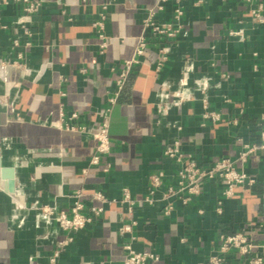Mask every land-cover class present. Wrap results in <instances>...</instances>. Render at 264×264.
I'll return each mask as SVG.
<instances>
[{"label": "crops", "instance_id": "0c3cea01", "mask_svg": "<svg viewBox=\"0 0 264 264\" xmlns=\"http://www.w3.org/2000/svg\"><path fill=\"white\" fill-rule=\"evenodd\" d=\"M28 1L39 6L25 14L26 0H0V159L14 168L15 193L22 197L17 201L0 188V264H50L48 257L66 232L38 215L36 207L67 209L77 189L84 193L87 212L94 205L103 210L91 225L71 232L73 241L61 250L56 264H122L124 243L160 254L154 264H205L218 250L219 235L235 231L264 248L260 149L244 163L256 182L238 186L233 197L224 198L213 179L186 205L163 199V189L154 193L151 204L139 201L131 212L119 201L122 188L141 200L152 172L171 175L175 165L163 151L173 139L184 154L204 165L221 157L239 165L242 143L258 144L264 128V0L261 22L250 15L252 3L182 0L183 32L173 40L146 35L144 52L111 106L108 97L118 70L134 55L144 11L156 0H109L102 27L93 22L106 0ZM171 11L168 0L156 19L169 20ZM22 15L26 17L19 22ZM230 29L243 33L232 36ZM100 32L107 38L102 51ZM161 43L170 44V53L157 69ZM181 75L191 99L171 105L156 123L154 101L161 83L178 88ZM197 80L204 81V92ZM203 96L220 120L201 124ZM108 107L112 151L98 165H89L95 141L63 126L95 127ZM73 112L76 117L71 119ZM107 165L110 170L105 172ZM94 191L116 201L102 204L91 197ZM218 200L220 215L215 212ZM169 201L173 209L163 214ZM132 219L136 224L131 231L120 234V227ZM223 257L222 264H250L249 256L235 250Z\"/></svg>", "mask_w": 264, "mask_h": 264}, {"label": "built area", "instance_id": "2783aa9c", "mask_svg": "<svg viewBox=\"0 0 264 264\" xmlns=\"http://www.w3.org/2000/svg\"><path fill=\"white\" fill-rule=\"evenodd\" d=\"M23 7L25 14L31 13L38 9V1H28ZM168 0H156L153 6L147 7L144 11V16L141 21L142 33L137 37L136 45L134 48V55L131 58L125 59L121 67L118 70L116 78L115 90L108 97V104L111 106L114 104L120 94L122 86L133 65L138 62V57L143 54L144 49L148 43L146 35L151 37H162L163 39L173 40L183 32V2L182 0H172L171 17L167 21H160L156 19V16L161 13L165 8V3ZM201 0H195L194 4H198ZM245 3L254 4L250 8V15L257 19L259 22L263 20L261 13L263 11V4L260 0H240ZM109 0L104 1L100 5L98 12L99 18L94 21L93 24L102 27V21L106 16V11ZM22 15L18 18L19 22H22L25 18ZM101 29V28H100ZM27 33L28 31L25 30ZM242 29H230L229 35L241 36ZM101 42L99 44L100 51L107 45V38L100 32L98 34ZM28 44V43H27ZM13 45L17 46V40H13ZM157 59L156 68L160 69L169 58L170 44L161 43L157 47ZM21 53H18V57L21 58ZM1 63V62H0ZM15 63V62H14ZM178 88L172 89L167 81H163L160 85L159 91L156 93L154 108L156 113V123H159L160 117L166 114V111L171 105H178L184 101L191 99V90L186 84V79L183 75L178 79ZM201 86V92H204V81L197 80ZM202 112L201 119L202 125L205 120H211L216 122L220 120V113L218 111L210 110L208 108V101L205 96L201 98ZM109 107L102 114L101 121L95 127H88L83 125L65 124L64 129L69 131H76L79 133H87L95 141L94 152L88 158L89 165H98L101 159L112 151V141L109 137V121H108ZM63 111L60 109V115ZM76 117V113H71L70 118ZM260 120L264 122V113L260 115ZM176 128H179L174 124ZM60 127V125H59ZM260 149L264 151V128L259 133L258 144L242 143L241 150L238 154L239 165L233 163L228 157H221L217 160L210 162L209 164H202L194 159L190 154H184L179 147L178 139H173L168 143L163 151L164 157L170 159L175 167L170 176H167L162 170L152 172L148 175V189L147 194L142 197L141 200L133 199L127 188H122V196L119 199L120 202L127 206L129 212L139 201H143L151 204L154 201L153 195L159 190H162V198L178 199L183 205H186L193 201L202 191V187L206 181L217 180L222 187V195L224 198H230L234 196L235 189L238 186L250 187L256 182L254 175L249 174L244 169V163L247 162L249 155ZM110 170V166H106L103 171ZM84 171V169H83ZM163 187V188H162ZM84 193L81 189H77L73 192V202L67 209H57L51 205H41L36 207L37 214L53 220L56 225L66 232L65 236L57 242L52 254L49 255L48 261L50 264H56L57 257L61 250L69 245L73 241L71 232L84 229L91 225L93 221L100 216L103 210L102 205L90 206L89 212L85 209L84 201L82 200ZM91 197L100 201L102 204L115 202L116 199H109L103 192L94 191L91 193ZM262 205L264 206V188L261 193ZM173 209L172 202L169 201L163 207V214H169ZM215 212L220 215L222 213V201L218 200L215 206ZM136 224V221L132 219L129 223L123 224L119 232L123 234L130 232L132 226ZM264 229V221L259 224ZM220 244L218 250L212 253L205 264H222L224 261L223 255L228 250H235L239 255L249 256L250 264H264V248L255 244L249 238V236L242 231H235L228 234L219 235ZM125 251L122 259V264H154L161 260V255L152 251L151 249L136 251L131 247L129 243L123 244ZM93 264V263H84Z\"/></svg>", "mask_w": 264, "mask_h": 264}, {"label": "water", "instance_id": "95a60500", "mask_svg": "<svg viewBox=\"0 0 264 264\" xmlns=\"http://www.w3.org/2000/svg\"><path fill=\"white\" fill-rule=\"evenodd\" d=\"M0 188L12 196L17 201H22V197L15 193L14 168L1 164L0 159Z\"/></svg>", "mask_w": 264, "mask_h": 264}]
</instances>
